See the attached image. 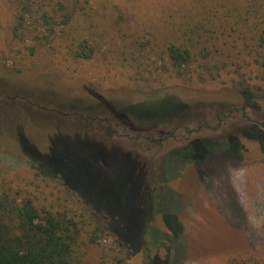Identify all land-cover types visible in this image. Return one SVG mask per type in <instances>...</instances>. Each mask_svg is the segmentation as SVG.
<instances>
[{"label": "rangeland", "instance_id": "1", "mask_svg": "<svg viewBox=\"0 0 264 264\" xmlns=\"http://www.w3.org/2000/svg\"><path fill=\"white\" fill-rule=\"evenodd\" d=\"M88 1L77 28L100 36L96 58L74 61L60 38L35 71L0 63V183L73 189L106 217L127 264H149L148 248L150 264L264 262V154L246 132L264 135V92L154 71L140 43L160 44L168 12L194 0ZM18 2L0 0V45Z\"/></svg>", "mask_w": 264, "mask_h": 264}, {"label": "trees", "instance_id": "2", "mask_svg": "<svg viewBox=\"0 0 264 264\" xmlns=\"http://www.w3.org/2000/svg\"><path fill=\"white\" fill-rule=\"evenodd\" d=\"M88 2L19 0L14 22L0 45V63L16 73L35 71L33 57L40 49L56 50L60 38L74 61L96 58L103 53L100 36L77 28ZM173 12L165 18L169 34L160 44L140 43L155 56V72L189 83L229 76L248 92H264V0H194ZM115 20L121 26L122 14ZM246 132L255 134L252 138L264 154L262 132L254 127ZM232 140L239 149L238 141ZM17 181L20 185L12 180L0 183V264H83L95 247L102 249L99 264H127L121 255L123 243L115 237L108 243L106 217L73 189L24 178ZM148 231H140L141 237L149 236ZM147 250L150 264L151 250ZM226 264L264 262L253 255H237Z\"/></svg>", "mask_w": 264, "mask_h": 264}]
</instances>
